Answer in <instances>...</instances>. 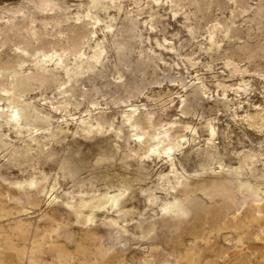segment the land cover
<instances>
[{
    "label": "bare ground",
    "instance_id": "bare-ground-1",
    "mask_svg": "<svg viewBox=\"0 0 264 264\" xmlns=\"http://www.w3.org/2000/svg\"><path fill=\"white\" fill-rule=\"evenodd\" d=\"M225 1L234 6L219 21ZM161 10L182 20L191 52L152 38L165 31ZM254 27L261 40L249 47ZM168 54L196 72L220 61L241 80L234 87L213 74L223 99L198 73L145 93L168 79L160 72L179 68ZM262 62L264 0H29L1 9L0 264H264V146L226 163L220 118L204 106L211 99L245 134L264 137V106L239 113L227 97L232 90L241 105L252 87L243 75L264 80ZM44 166L77 190L59 192V174Z\"/></svg>",
    "mask_w": 264,
    "mask_h": 264
},
{
    "label": "rangeland",
    "instance_id": "rangeland-1",
    "mask_svg": "<svg viewBox=\"0 0 264 264\" xmlns=\"http://www.w3.org/2000/svg\"><path fill=\"white\" fill-rule=\"evenodd\" d=\"M27 1H29V0H0V10L3 9V8H7V7L21 6ZM74 3L75 2H72V3L70 2V5H73ZM250 3L253 4L254 1H253V3H252V1H250ZM232 4H233V2H231V1H229L227 3L225 1L224 5H223V12L221 14L222 16H220L219 19H218L219 21H225L227 19L226 17L230 13L229 9L234 6V4L233 5ZM161 11L160 12L165 15V18L163 20L164 30L165 31L152 33L151 34L152 38L153 37H157L160 40V42H162L161 40L164 37V38L174 42L175 46L181 52H187V51H188V53L191 52L190 51V47H189V41H187L190 38V36H188L189 35V34H187L188 32L186 33L185 28L182 27V25H181L182 20L181 19H177L176 20V18H172L171 14H170V12L168 10H167V12H165L166 10L165 11L161 10ZM202 26H204V28H205L206 25L202 23ZM159 29H162V27L159 26ZM203 31L204 30H201V33H203ZM254 33L255 34L257 33L255 27H254V30H252L248 34L249 37L248 36L246 37V43H247V45L249 47L250 46H254L255 42H258V41L261 40V39L257 40L255 38H253V36L255 35ZM171 34H172V36H171ZM161 36H162V38H161ZM187 36L189 37L188 39H187ZM248 39H250V40H248ZM178 41H179V43H178ZM251 43L253 45H251ZM183 45H185V46H183ZM195 51H196L195 52V57H197L198 56L197 55L198 52H197V50H195ZM165 58L171 64H173L172 63L173 61H177L178 64H179L180 70H179V68H177L175 70L171 69V70H169L166 73L160 72L161 73L160 74L161 77L164 76L165 78L167 77L168 79H165V81L161 84V86L153 85V86L149 87V89L147 91H145V93L151 94L154 91H156L157 89L162 88V87H164L166 85L171 86V85L175 84L174 79H176L177 77H178V79L184 80V82H189L190 79H194L195 75L198 73L199 76L203 75L202 77H204L206 79L205 80L206 83L208 82V86H209V88L212 91L213 98H215V99H223V98H225V96L221 95V90L216 88V86H215L216 79L212 78L213 74L217 73L219 75V77H218L219 81L231 83V84L234 85V87L238 86L239 85V80H241V76L234 75L235 77L233 76V78H231L230 75L227 72V69H225L224 67H222V69H221V66H223V65H222V63L220 61H217V62L213 63L212 64L213 66L211 65L212 66V70H208V72L206 71L208 69L207 67L205 69H202L204 67H199L197 72H196L195 69L191 68L188 65V63L185 62L184 59H176L175 56L172 55V54H168ZM201 59L204 60V56H202ZM179 60L181 61V63H180ZM247 62H248V60L245 61V59H244V61L239 64V67L242 68L245 65H248ZM181 64L183 66L187 67V70L185 68H183V66ZM262 67L264 69V62H262ZM183 69L185 71H183ZM263 69H262V71H264ZM177 70H179L180 72H178ZM221 70H223V72ZM209 72H210V74H209ZM220 76L222 78H220ZM228 77H229V79H228ZM243 78L245 80L248 79L247 82L252 87L250 88V90L248 92H245L244 95L242 94L241 99H242L243 103L241 105H238V101H239L240 98H238L236 96V94L233 93L232 90H230V89L227 90L228 99L232 101L231 102L232 104H235L234 108L239 113H241V111L243 109H245V110L246 109H252V105L253 104H260V105L264 106V88H263L264 87V84H263L264 80H263V78L261 76L257 75V74H253L252 75V71L249 72V74H247V73L244 74ZM260 83H262L263 85L260 84ZM176 89H178V88L175 87V90ZM38 93H40V92L35 90L33 93H31V96H37V95H39ZM54 93H55L54 90H47V92H46V94L48 96L49 95L51 96ZM141 98H142V96H141ZM244 99H246V100H244ZM247 103H248V105H247ZM204 106H205V110H206L205 116H211V117L215 116V117H219L220 118V121L218 122V127H219V130H218V133H219V147H220V150L222 152H223V148L226 149V152H225L224 157H223L224 161L226 163H228V164H235L236 163V160H235V157H234V153H235L236 150H240V149L243 150V149H248L250 147H256L257 148L258 146H264V137L261 136V134L253 133V132H248V133L245 134L242 131V129H240L237 125H235V123L233 122L232 118L228 117L229 112H225L223 108L217 107L212 102L211 99ZM216 108H219L220 111L217 112ZM110 111L111 110H107V112H109V113H110ZM112 111L115 112L117 110L114 109V107H112ZM199 113H201V110H200ZM192 120H193V122L198 123V121H200V117L199 116H193ZM227 122L229 124L228 126L226 125ZM228 128H230V130H232V133L228 135L229 138L227 139L225 131H227ZM89 148L90 149H87V148L84 149L85 153H84L83 158L87 159L89 162L92 163L93 162V157L92 156H93V154L95 152V149L91 148V147H89ZM88 150H90V151H88ZM43 169H45L51 175H54L55 173L59 174L58 180H59V183L61 184V189L59 190V192H61L62 189L64 191H66V192H75L77 190L76 188L72 187L73 185L70 182V180L67 177H64L62 175V173L59 172V170L55 166H44ZM13 173H14V175H18L19 174L16 170H13ZM153 174H155V171L153 172ZM86 175H87L86 171H84L83 176L85 177ZM152 177L153 178H151L150 181H155L156 180V176H152ZM150 181L148 180L145 183H141V187L151 186ZM98 188L99 189H103L102 186H98Z\"/></svg>",
    "mask_w": 264,
    "mask_h": 264
}]
</instances>
